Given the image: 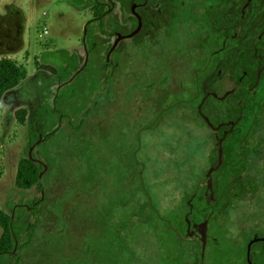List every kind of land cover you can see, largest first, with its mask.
Instances as JSON below:
<instances>
[{"label": "rangeland", "instance_id": "374dc122", "mask_svg": "<svg viewBox=\"0 0 264 264\" xmlns=\"http://www.w3.org/2000/svg\"><path fill=\"white\" fill-rule=\"evenodd\" d=\"M159 9L162 0H0V59L26 69L0 99V211L14 245L0 252L3 264H178L180 211L167 217L176 236L155 217L132 218L143 188L155 202L175 185L193 190L208 165L200 118L162 124L167 92L189 96L192 77L189 66L172 74L170 55L150 43ZM27 158L41 179L20 189ZM251 236L236 241L245 250ZM224 261L208 247L205 264Z\"/></svg>", "mask_w": 264, "mask_h": 264}, {"label": "flooded vegetation", "instance_id": "af4514ba", "mask_svg": "<svg viewBox=\"0 0 264 264\" xmlns=\"http://www.w3.org/2000/svg\"><path fill=\"white\" fill-rule=\"evenodd\" d=\"M162 2L166 9L155 12L164 23L149 32L150 43L164 49L162 58L170 55L172 74L179 78L177 67L189 66L192 77L191 85L182 87V92L189 88V96L167 92L162 124L200 118L207 132L198 147L208 165L193 190L175 185L171 195L161 194L155 202L143 188L132 218L155 217L161 231L176 236L167 217L180 211L182 232L176 238L186 245L178 264H205L208 247L225 254L224 264H264V0ZM143 176L138 169L141 185ZM237 211L243 219L234 229ZM248 232L244 250L236 240Z\"/></svg>", "mask_w": 264, "mask_h": 264}, {"label": "trees", "instance_id": "16d2710c", "mask_svg": "<svg viewBox=\"0 0 264 264\" xmlns=\"http://www.w3.org/2000/svg\"><path fill=\"white\" fill-rule=\"evenodd\" d=\"M26 77L24 66L18 65L9 58L0 59V99L2 96L19 85L21 80ZM20 122L24 121V110L20 111ZM19 113V112H18ZM41 169L33 160L27 158L19 162L16 173V186L20 189H30L38 184L41 179ZM0 252H12L14 245L12 243L11 218L8 214L0 211ZM16 263V261H15ZM0 264H3L0 261Z\"/></svg>", "mask_w": 264, "mask_h": 264}, {"label": "water", "instance_id": "95a60500", "mask_svg": "<svg viewBox=\"0 0 264 264\" xmlns=\"http://www.w3.org/2000/svg\"><path fill=\"white\" fill-rule=\"evenodd\" d=\"M211 170H213V168H211ZM211 170H210V171H211Z\"/></svg>", "mask_w": 264, "mask_h": 264}]
</instances>
